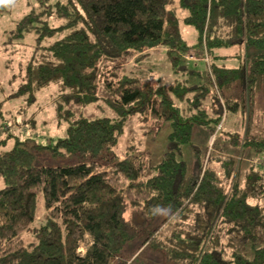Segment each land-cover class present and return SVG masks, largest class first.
Wrapping results in <instances>:
<instances>
[{
  "label": "trees",
  "instance_id": "1",
  "mask_svg": "<svg viewBox=\"0 0 264 264\" xmlns=\"http://www.w3.org/2000/svg\"><path fill=\"white\" fill-rule=\"evenodd\" d=\"M38 2L57 4L65 20L41 25L38 55L5 98L32 107L53 87L66 134L35 147L90 160L36 164L20 143L0 152V264H132L125 251L133 242L131 251L147 249L162 264H264V0H79L87 17L67 3ZM42 8L21 18L6 43L23 40ZM9 10L0 2V15ZM182 25L197 32L193 44ZM45 34L59 36L42 47ZM235 44L257 50L248 70L220 61L229 56L221 48ZM193 49L208 62L204 82H191L201 75L187 63L201 57ZM158 51L180 80L141 73ZM96 107L110 114L85 115ZM234 114L235 130L223 129L214 151L194 145L192 164L179 157L197 128L211 135ZM133 119L169 125L161 161L132 142L115 151ZM41 197L46 218L32 228Z\"/></svg>",
  "mask_w": 264,
  "mask_h": 264
},
{
  "label": "rangeland",
  "instance_id": "2",
  "mask_svg": "<svg viewBox=\"0 0 264 264\" xmlns=\"http://www.w3.org/2000/svg\"><path fill=\"white\" fill-rule=\"evenodd\" d=\"M57 1L67 3L73 8H75L84 17H87L85 9L79 2V0H51V3H56ZM1 3H6L10 5V10L0 15V86L3 88L0 95V101L6 100L4 103L5 111H8L4 119H0V152L12 148L17 143L29 147L35 152V163L47 166H65L70 164H76L80 161H89L90 159L81 157L80 155L69 153L67 155L61 156L58 154H53L50 150L40 149L35 147L36 145H47L55 142L58 138L63 137L66 134V129L68 126L67 122H59L53 108L52 91L47 88L39 93V103L32 105V107H24V100L22 98H5L12 88L18 87L21 82L20 72L28 64V62L38 55L37 46L38 35L41 30V25H48L49 27H57L64 22V17H60L57 12V4L53 7L43 6L40 7L38 0H0ZM42 9L40 13V20L34 23L33 28L27 32L24 39L21 41H14L11 43H6L7 32L13 28L17 22L23 18L25 15L31 11L38 12ZM184 14V12H182ZM44 30V28H43ZM182 31L185 37L188 39L189 43L193 44L197 39V32L192 26L182 25ZM59 34H45L43 35V40L41 41V46H48ZM197 50V49H196ZM194 52V49H193ZM257 52L254 48L247 47L243 44L230 45L228 47L221 48L220 53L229 55L220 61L226 64L237 66L240 63L244 64L246 70L251 66L254 59V55ZM195 53V52H194ZM198 54L201 57L195 56L193 60L187 63L191 68L200 71V78L192 77L191 82H204L207 79L208 73V62L203 57L202 54ZM232 55H237L236 57ZM162 52L158 51L153 55L150 62H144L149 64L148 68L142 70V74L150 75L154 74L157 78L162 76L165 81H175L176 79H181L180 73L168 72L166 68H163L162 62ZM144 64V65H145ZM132 65V66H131ZM134 63L127 66V71L133 70ZM166 67V66H164ZM15 75L17 77H15ZM192 83V84H193ZM104 94V93H103ZM110 112L96 108H86L85 115H91L93 117H102L109 115ZM35 117V121L29 120L30 116ZM29 117V119H25ZM230 123V124H229ZM27 125H30L27 127ZM235 128V127H234ZM7 129V130H5ZM228 130H235L231 127L230 117L226 120L225 127ZM171 131L169 125H166L162 129H152L150 124H143L138 119H133L132 122L125 129L124 134H122L118 146L115 151L119 154H123L127 146L132 142L137 144L142 149L149 148L153 154L152 161L157 163L162 160L164 153L169 148L168 135ZM214 134V133H213ZM209 135L208 143L206 149L214 151L215 144L217 140L211 142L212 135ZM206 132L201 130L196 134H193L191 142L184 145L182 153L179 155L180 158L185 159L188 163L192 164L194 162V145L200 146L205 149V139ZM138 151V150H136ZM3 184L0 183V188ZM46 218V209L44 208L43 198H40L38 203V215L37 218L32 222L31 227L35 228L40 226ZM30 238L32 235L30 234ZM92 240L90 235H86L85 239L81 242L79 247L80 253H85L87 248L90 246ZM137 243H130L125 251L126 258H129L132 254L134 259L132 264H139L141 261L146 264H162V259L159 255L154 252L145 249L144 252L131 251L136 250ZM155 255V256H154Z\"/></svg>",
  "mask_w": 264,
  "mask_h": 264
},
{
  "label": "built area",
  "instance_id": "3",
  "mask_svg": "<svg viewBox=\"0 0 264 264\" xmlns=\"http://www.w3.org/2000/svg\"><path fill=\"white\" fill-rule=\"evenodd\" d=\"M225 124H226V116L224 115V118L217 125L216 130L210 139L212 143L214 140H216L217 136L221 134V132L223 131V128L225 127Z\"/></svg>",
  "mask_w": 264,
  "mask_h": 264
},
{
  "label": "crops",
  "instance_id": "4",
  "mask_svg": "<svg viewBox=\"0 0 264 264\" xmlns=\"http://www.w3.org/2000/svg\"><path fill=\"white\" fill-rule=\"evenodd\" d=\"M235 116H236V114H234L233 116L230 117L231 127H236V126H237V124H236V122H235V118H234ZM229 124H230V123H229ZM201 130H203V128H197V129L195 130V133H194V134L198 133V132L201 131ZM205 132H206V138H205L204 140H205V147H207V144H209V143H208L209 135H208V133H207V130H205Z\"/></svg>",
  "mask_w": 264,
  "mask_h": 264
}]
</instances>
